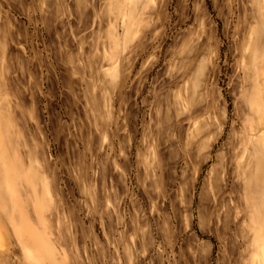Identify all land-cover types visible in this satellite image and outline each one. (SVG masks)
<instances>
[{"label": "rangeland", "instance_id": "obj_1", "mask_svg": "<svg viewBox=\"0 0 264 264\" xmlns=\"http://www.w3.org/2000/svg\"><path fill=\"white\" fill-rule=\"evenodd\" d=\"M263 121L264 0H0V264H251Z\"/></svg>", "mask_w": 264, "mask_h": 264}, {"label": "crops", "instance_id": "obj_2", "mask_svg": "<svg viewBox=\"0 0 264 264\" xmlns=\"http://www.w3.org/2000/svg\"><path fill=\"white\" fill-rule=\"evenodd\" d=\"M127 3H131V2H134L135 0H123ZM257 101V100H256ZM259 103V101H257ZM260 104V103H259ZM259 134L258 136H260L262 133H264V127L263 128H259ZM259 138V137H258ZM255 144H257V159H258V162H262L264 161V143H260L258 141V139L256 140ZM260 152V154H259ZM242 154H245V151H243ZM260 155V156H259ZM243 156V155H242ZM249 163V162H248ZM247 163V164H248ZM246 190H249L247 188V186L245 187ZM262 196V197H261ZM257 197H258V203L260 205H258L259 209L257 208V212H262L263 213V210H264V188L262 189H259L258 192H257ZM248 203H246V207L249 206L250 204H253L251 201H247ZM261 203V204H260ZM259 210V211H258ZM258 247H259V244H258ZM251 264H252V260H251Z\"/></svg>", "mask_w": 264, "mask_h": 264}, {"label": "bare ground", "instance_id": "obj_3", "mask_svg": "<svg viewBox=\"0 0 264 264\" xmlns=\"http://www.w3.org/2000/svg\"><path fill=\"white\" fill-rule=\"evenodd\" d=\"M254 66V65H253ZM256 71V70H255ZM257 75V74H256ZM259 83V82H258ZM258 85V84H257ZM260 87V86H259ZM260 94V93H259ZM259 99V98H258ZM261 101V100H260ZM259 125H260V128H263L264 127V121L263 122H260L259 123ZM258 141L260 142V143H264V133H262L260 136H259V138H258ZM259 154H260V152H259ZM260 156V155H259ZM262 197V196H261ZM248 203V202H247ZM259 207H260V205H259ZM259 207H258V209H259ZM259 211V210H258ZM264 241V240H263ZM262 244V243H261ZM261 244H259V247H258V253H256V254H254V257H253V263L252 264H264V245H261ZM261 256L262 257V260L261 261H259V257L258 256ZM258 259V260H257Z\"/></svg>", "mask_w": 264, "mask_h": 264}]
</instances>
